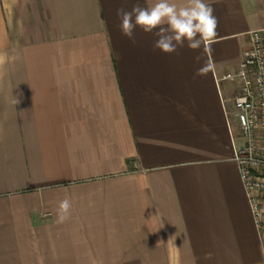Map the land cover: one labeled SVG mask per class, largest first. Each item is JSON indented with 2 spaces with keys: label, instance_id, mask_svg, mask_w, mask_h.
<instances>
[{
  "label": "crops",
  "instance_id": "crops-1",
  "mask_svg": "<svg viewBox=\"0 0 264 264\" xmlns=\"http://www.w3.org/2000/svg\"><path fill=\"white\" fill-rule=\"evenodd\" d=\"M206 2L211 47L166 54L117 27L137 0H0V264H264L224 78L264 0Z\"/></svg>",
  "mask_w": 264,
  "mask_h": 264
},
{
  "label": "clouds",
  "instance_id": "clouds-1",
  "mask_svg": "<svg viewBox=\"0 0 264 264\" xmlns=\"http://www.w3.org/2000/svg\"><path fill=\"white\" fill-rule=\"evenodd\" d=\"M116 15L119 19L117 27L133 45L137 44L136 30L139 28L154 37L153 50L166 54L178 53L185 47L191 51L210 48L219 26L214 7L206 0H186L182 4L172 0H157L148 7L142 6L137 0L130 10L118 8ZM194 59L199 62L201 57L197 55ZM3 62L4 57L0 56V63ZM207 71L208 65L202 64L193 78L206 75ZM70 208L68 199L60 202L58 223L69 218Z\"/></svg>",
  "mask_w": 264,
  "mask_h": 264
},
{
  "label": "built area",
  "instance_id": "built-area-1",
  "mask_svg": "<svg viewBox=\"0 0 264 264\" xmlns=\"http://www.w3.org/2000/svg\"><path fill=\"white\" fill-rule=\"evenodd\" d=\"M250 37L251 47L236 72L224 78L239 83L233 104L244 142L236 147L235 161L264 244V30L252 31Z\"/></svg>",
  "mask_w": 264,
  "mask_h": 264
},
{
  "label": "rangeland",
  "instance_id": "rangeland-1",
  "mask_svg": "<svg viewBox=\"0 0 264 264\" xmlns=\"http://www.w3.org/2000/svg\"><path fill=\"white\" fill-rule=\"evenodd\" d=\"M243 142H244V141H243V139H242V140H241V141L238 143V145H241V144H243Z\"/></svg>",
  "mask_w": 264,
  "mask_h": 264
}]
</instances>
